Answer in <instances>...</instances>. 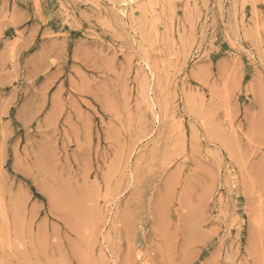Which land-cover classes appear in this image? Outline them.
<instances>
[{"label":"rangeland","instance_id":"1","mask_svg":"<svg viewBox=\"0 0 264 264\" xmlns=\"http://www.w3.org/2000/svg\"><path fill=\"white\" fill-rule=\"evenodd\" d=\"M125 3L0 0V264H264V0Z\"/></svg>","mask_w":264,"mask_h":264},{"label":"built area","instance_id":"2","mask_svg":"<svg viewBox=\"0 0 264 264\" xmlns=\"http://www.w3.org/2000/svg\"><path fill=\"white\" fill-rule=\"evenodd\" d=\"M134 1H137V0H125V4L126 5H130L131 3H133Z\"/></svg>","mask_w":264,"mask_h":264},{"label":"bare ground","instance_id":"3","mask_svg":"<svg viewBox=\"0 0 264 264\" xmlns=\"http://www.w3.org/2000/svg\"><path fill=\"white\" fill-rule=\"evenodd\" d=\"M124 1H125V0H124ZM138 1H143V0H137V1H134V2H133V3H131L129 6L131 7V6L135 5V4H137V3H138ZM122 6H124V4H123Z\"/></svg>","mask_w":264,"mask_h":264}]
</instances>
